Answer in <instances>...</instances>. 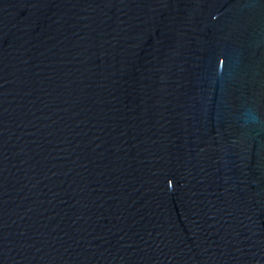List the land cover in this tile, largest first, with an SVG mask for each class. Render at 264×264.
I'll use <instances>...</instances> for the list:
<instances>
[{"label":"water","instance_id":"1","mask_svg":"<svg viewBox=\"0 0 264 264\" xmlns=\"http://www.w3.org/2000/svg\"><path fill=\"white\" fill-rule=\"evenodd\" d=\"M0 264H264V0H0Z\"/></svg>","mask_w":264,"mask_h":264}]
</instances>
